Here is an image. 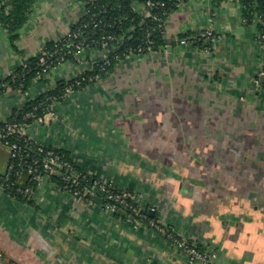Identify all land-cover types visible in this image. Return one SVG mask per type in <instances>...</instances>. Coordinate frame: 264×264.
<instances>
[{
	"label": "crops",
	"instance_id": "obj_1",
	"mask_svg": "<svg viewBox=\"0 0 264 264\" xmlns=\"http://www.w3.org/2000/svg\"><path fill=\"white\" fill-rule=\"evenodd\" d=\"M85 5L36 0L14 41L0 25V80L69 32ZM244 14L240 0L181 1L165 19V46L121 58L27 123L24 136L128 191L219 264H264L262 47L257 22ZM207 29L215 33L208 46L197 41ZM103 56L85 49L26 89L8 85L0 121ZM8 158L0 141V173ZM127 214L100 196L77 199L56 173L27 198L0 186V264H190L184 250Z\"/></svg>",
	"mask_w": 264,
	"mask_h": 264
},
{
	"label": "trees",
	"instance_id": "obj_2",
	"mask_svg": "<svg viewBox=\"0 0 264 264\" xmlns=\"http://www.w3.org/2000/svg\"><path fill=\"white\" fill-rule=\"evenodd\" d=\"M36 0H0V25L5 27L9 34L11 40H15L18 37V30L25 24L27 21L28 15L34 5ZM85 10L84 14L80 17L78 21L72 24L70 32H76L83 28V24L88 22V26L83 28V35L86 37V50L102 48V39L104 35L112 34L115 37L113 43L116 45L125 44L128 47L136 49L138 45L143 44L144 35L147 31V28H153L156 21L153 19L154 13L162 16L165 20L168 13L176 8V6L183 0H153L158 3L155 7H149L152 12V15L143 17L139 8L136 7L140 4H144L147 0H85ZM164 2L162 5L161 3ZM244 4V15L247 21H253V12L257 11L258 13H264V0H242ZM144 21V22H143ZM98 23L97 26L94 24ZM153 38L155 39L154 49H158L160 45H164V32L153 31ZM82 37L74 38V41L81 40ZM204 40L201 36L197 38V41ZM211 42V41H209ZM201 43H203L201 41ZM70 47L73 51L68 52L67 49ZM126 51L122 48L113 49L109 47L108 57L110 62L107 64L105 61L101 60L94 64L91 70L85 71L77 76H74L71 79L63 80L59 85L49 90L48 92L28 100L23 110L15 113L13 117L6 121H17L23 122L25 125L31 122L34 118L25 119V114L28 111H33L34 107L38 106L37 115H40L42 112V107H45V110L50 109L49 102L52 105L64 97V88L69 84L75 85L77 80H80V86H76V89H79L85 86L90 81L96 80L98 77L103 75L104 72L109 70L117 61L125 57L124 54ZM120 53L121 56L116 58V54ZM63 54L65 58L62 60L57 55ZM126 54V53H125ZM43 56L46 60V63H51V67L47 68L49 72L54 66H58L64 62V60L76 59L77 53L75 52L72 45L61 46V43L57 40L47 42L43 49L37 55L31 57L27 63L20 65L14 73L0 80V92H2L8 85L20 87L21 89H26L31 83L32 79L37 75H44L47 73L44 71L46 63H41L40 58ZM59 58V59H58ZM104 67V69H103ZM98 76V77H97ZM57 97L56 100H53V97ZM41 105V107H40ZM6 121H0V129L4 127ZM23 137H25L23 135ZM26 138V137H25ZM30 142V143H29ZM28 146V152L24 156V161L26 163L33 162L36 157L34 143L27 139L23 143V146ZM62 153L65 157L69 158L64 151L56 149ZM12 161L9 152V158L7 164ZM17 162V160H16ZM40 162V160H38ZM18 167V165H17ZM4 173H0V182ZM31 177V174L27 171L26 167L23 166V172L21 176V182L25 184L28 179ZM59 177V176H58ZM60 181L62 179L59 177ZM7 191L18 196L27 198L28 196H22L19 193L15 192V188H9ZM16 264V263H12Z\"/></svg>",
	"mask_w": 264,
	"mask_h": 264
},
{
	"label": "built area",
	"instance_id": "obj_3",
	"mask_svg": "<svg viewBox=\"0 0 264 264\" xmlns=\"http://www.w3.org/2000/svg\"><path fill=\"white\" fill-rule=\"evenodd\" d=\"M161 4L163 5L164 2ZM145 5L146 9L151 11L149 7L151 6L153 8L157 6L158 3L153 0H149L148 4L146 2ZM150 15H152V12H150L148 16ZM253 17L258 25L257 38L263 45L264 55V13H258L257 11H254ZM153 19L156 21L155 25L153 28H147V31L144 35L143 44L138 45L136 49L128 47L124 43H121V45H116L113 43L115 40L114 35H104L101 42L104 55L103 61H105L107 64L110 62V58L108 57L109 47L113 49L123 48L126 51V54H122L125 56L130 53H145L155 51L156 49H154V46L156 42L153 38V31H160L163 33L165 30V20L162 16L158 15V13H154ZM88 24V22L84 23L83 28L87 27ZM94 25L97 26L98 23H95ZM83 28H80V30L76 32L69 31L56 40L61 43V46L72 45L76 53L84 51L87 47L85 44L86 37L83 35ZM209 34L212 36L209 41H213L215 37L210 29H207L201 33V35H206L207 37L210 36ZM80 36L82 39L75 42L74 38H78ZM176 40L179 42H188L184 38H177ZM163 46H165V44L160 45L159 48ZM67 51L71 52L73 50L69 47ZM120 56L121 54L117 53L115 57L119 58ZM57 57H60L62 60L65 58L63 54L57 55ZM262 61L264 74V56ZM42 63H46L45 58H42ZM48 67H51V63H46L44 71L47 72L46 69ZM80 84V80H77L75 85L69 84L65 86L64 94L66 95L67 93H71L76 89V86H80ZM56 98V96L53 97V100H56ZM51 103H54V101L49 102L50 107H52ZM38 106L39 105L35 106L33 111H28L24 118L31 119L39 117V115L36 116L37 112H35L37 111ZM41 109V113H45L51 108L45 110V107H42ZM24 127L25 124L23 122H17L13 120L6 121L4 127L0 129V141L4 146L9 148L10 157L12 158V161L7 164L6 171L4 172L5 175L2 177V181L0 182L1 188L4 190L15 188L16 193H19L22 196L30 197L35 191L36 183L42 177L56 173L62 179L61 183L63 188L67 189L77 199L84 202H92L95 196H100L105 201L107 209H111L113 211L126 209L129 220L138 224L145 222L148 226L154 228L158 233L164 236L167 240L171 241L178 248L184 250L189 257L190 264H219L214 259L213 254L206 250L200 249L193 241L178 236L171 228L163 225L156 218L151 216L149 211L142 209L139 203H137L135 198L128 191L116 188L111 181H104L91 176L87 171L80 169L71 158L65 157L55 148L41 144H34L33 147L38 157H36L35 160L30 163L22 162L24 161L25 154L28 152V146H23V143L28 139L23 137ZM38 160H40V162H38ZM23 166H25L27 171L31 174V177L25 184H23L20 180L23 172Z\"/></svg>",
	"mask_w": 264,
	"mask_h": 264
},
{
	"label": "rangeland",
	"instance_id": "obj_4",
	"mask_svg": "<svg viewBox=\"0 0 264 264\" xmlns=\"http://www.w3.org/2000/svg\"><path fill=\"white\" fill-rule=\"evenodd\" d=\"M148 1L149 0H147V4H148ZM240 1H242V0H240ZM243 3V2H242ZM146 3H142V4H140V6H137L136 5V7L137 8H139V11L141 12V14L143 15V17H146V16H148L149 14H150V12L151 11H149L148 9H146V5H145ZM145 5V6H144ZM244 5V4H243ZM148 7V6H147ZM144 22V21H143ZM211 30V29H210ZM212 31V30H211ZM213 32V31H212ZM202 33V32H201ZM201 33L197 36V38L199 37V36H201L202 38H204V41H206V45L208 46L209 45V39H211L212 38V36H211V34H209L210 36H203V35H201ZM215 33H213V35H214ZM180 39H182V38H180ZM184 39H186L187 41H188V39L187 38H184ZM194 40H195V38H194ZM181 43H185V42H181ZM261 47H262V55H263V45H262V43H261ZM42 58H44L43 56H41V58H40V62L42 63ZM27 63V62H26ZM49 112V111H48ZM46 113V112H45ZM42 114V113H41ZM41 114L39 115V116H41ZM38 118V117H37ZM36 119V118H35ZM8 150H9V148H8ZM188 238V237H187ZM169 241V240H168Z\"/></svg>",
	"mask_w": 264,
	"mask_h": 264
},
{
	"label": "water",
	"instance_id": "obj_5",
	"mask_svg": "<svg viewBox=\"0 0 264 264\" xmlns=\"http://www.w3.org/2000/svg\"><path fill=\"white\" fill-rule=\"evenodd\" d=\"M263 56H264V55H262V58H263ZM261 76H262V78L264 79V74H262Z\"/></svg>",
	"mask_w": 264,
	"mask_h": 264
}]
</instances>
